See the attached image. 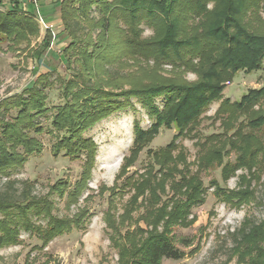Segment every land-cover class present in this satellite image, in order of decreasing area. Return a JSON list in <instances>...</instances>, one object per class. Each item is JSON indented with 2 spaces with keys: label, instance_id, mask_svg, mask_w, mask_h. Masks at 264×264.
Segmentation results:
<instances>
[{
  "label": "rangeland",
  "instance_id": "rangeland-1",
  "mask_svg": "<svg viewBox=\"0 0 264 264\" xmlns=\"http://www.w3.org/2000/svg\"><path fill=\"white\" fill-rule=\"evenodd\" d=\"M56 1L63 0L40 1L39 15L43 20L36 17L41 29L38 36L23 41L17 50L11 48L13 43L0 44V101L22 94L49 74L54 83L46 87V94L53 114L55 107L65 104L61 81L68 82L73 74L83 84L124 92L157 83L198 82L201 71L208 65L198 59L185 66L155 59L145 49L149 48L148 42L159 38L157 30L142 24V34L137 39L131 38L128 26L118 19L112 22L110 37L103 35L102 28L94 31L84 24L78 36H92L94 49H99H90L89 55L99 53V58L89 62L71 60L69 65L63 58V50L70 45L71 37L62 21L61 4ZM214 5V0L210 1L207 9L213 11ZM243 8L242 22L255 33L264 34V0H247ZM93 13L99 14L97 8ZM195 19H188V25L202 32L207 27H203L206 19ZM71 25L74 27L72 21ZM49 29L54 33L51 47L45 44ZM130 40H136L140 49L131 48ZM229 82L221 98L204 108L194 131L177 140L179 129L162 125L153 141L137 144L135 124L139 122L146 129L153 120L146 108L134 100L135 110L118 112L85 131L84 137L90 138L94 145L92 154L85 150L80 158H70L55 155L53 146L58 133L52 129L50 119L41 118L45 133L33 134L40 143V151L8 175L0 174V198L10 199V205L16 201L33 205L40 209V214L35 216L32 211L29 230L20 228L18 241L0 249V264H121V253L132 252L149 234L162 232L186 252L183 259L163 260V264H248L239 258L240 238L247 234L246 225L264 222V124L253 129L248 123L264 115V101L253 109L256 113H247L237 122L240 125L242 121L246 137L242 140L240 136L241 151L234 146L223 161L215 159L208 169L198 164L202 148L197 145L205 137L222 132L223 119L218 110L226 99L240 102L248 91L264 87V61L259 70L240 71ZM162 103L163 99H159L158 104ZM14 114L11 111L8 117ZM172 140L176 143L171 151L174 161L169 165L156 164L153 152L165 148ZM181 149L186 150L191 165L182 162L178 153ZM167 170L173 177L165 181L164 188L160 186L158 194L153 182L162 179ZM147 172L151 174L150 181L141 193L136 185ZM181 172L188 177L187 182L194 177L202 184L200 197L189 200L187 192L172 186L171 180L173 184L179 181ZM221 189L236 191L241 197L228 203ZM182 211L186 212L185 221L179 215ZM52 220L66 222L70 229L43 247L41 238Z\"/></svg>",
  "mask_w": 264,
  "mask_h": 264
},
{
  "label": "trees",
  "instance_id": "trees-1",
  "mask_svg": "<svg viewBox=\"0 0 264 264\" xmlns=\"http://www.w3.org/2000/svg\"><path fill=\"white\" fill-rule=\"evenodd\" d=\"M210 1L213 0L56 1L61 4L62 21L65 22V28L71 37L70 45L63 50V58L67 64L71 60L89 62L92 58H99V53L89 55L90 49L93 51L99 49H94L92 36L82 38L78 36L79 29L84 24L94 31L102 28L103 35L108 34L110 37L112 22L118 19L128 26L126 30L131 38L137 39V36L142 34L144 30L142 24L157 30L159 38L148 42L149 48L145 49L154 55L155 59L168 64L180 63L184 66L198 59L199 63L206 61L208 65L201 71L198 82L157 83L124 92H111L100 86L83 84L81 79L73 78V76L78 77L73 74L68 82L61 81L65 104L55 107L53 114L48 107L46 87L54 82L50 81L49 74L43 75L22 94L0 101V174L8 175L7 173L13 169L26 164L30 155L40 151V143L33 134L45 133L41 118L50 119L52 129L58 133V141L53 146L55 155L63 154L70 158H80L85 150L92 154L94 145L90 138L84 137L85 131L118 112L135 110L134 100H138L146 108V112L153 120L152 125L146 129H142L139 122L135 124L137 144L144 143L148 139L153 141L162 125L179 129V134L175 135L176 140L188 131L193 132L194 125L199 121L204 108L221 98L233 75L240 71L250 73L259 70L264 61V34L255 33L247 27V23L242 22L243 6L246 5L247 0H214L213 11L207 9ZM96 8L99 14L94 16L93 12ZM203 17L206 19L203 27L205 25L207 27L202 32L187 23L188 19ZM81 20L83 24H80ZM40 30V23L33 9L25 11L18 0H0V44L13 43L11 48L17 50V46L23 41L28 42L32 37L38 36ZM45 39L46 46L51 47L54 33L50 29ZM103 40L105 41L104 38ZM136 42L130 40L131 48L140 49L141 46L139 44L137 46ZM159 99H163L162 105L158 104ZM262 101H264V87L248 91L240 102L226 99L218 110L219 117L223 119L222 132L205 137L202 143L197 145L202 148L199 154V157H202L198 162L199 166L203 168L207 166L209 169L215 159L223 161L234 146L241 151L240 136L242 140L246 137L242 121L240 125H237V122L247 113H256L253 109ZM227 107L230 108L227 110ZM11 111L15 114L9 118ZM227 114L228 117L225 118L224 115ZM236 115H239L240 119ZM263 124L264 115L248 123L253 129H260ZM232 131L235 133L231 134ZM173 140L165 148L153 152V156L151 154L156 164H172L175 157L172 156L171 151L176 148ZM178 153L182 156L183 163L192 164L188 161L185 149L179 150ZM240 162L242 164L244 158L241 157ZM164 172L162 179L153 182L157 193L160 186L163 185L164 188L165 181L173 177L169 170ZM150 175L147 172L138 180L139 184L136 187L141 193L145 185L149 184ZM180 176V180H176L174 184L171 180L172 186L176 187L177 191L187 192L189 200L202 195L203 186L193 179L194 177L187 182L188 177L183 175V172ZM183 184L185 185L182 186ZM220 193L228 203L238 201V197H241L236 191L221 189ZM9 201L8 198H0V214L3 217V220H0V249L9 244L14 245L18 241L20 228L29 230L32 225L29 214L32 211L35 216L40 214V209H35L33 205L25 206L18 201L10 205ZM185 214L186 212L179 214L182 216V221L186 219ZM154 224L156 225L155 222ZM69 229L66 222L52 220L45 236L41 238L44 240L42 246ZM246 229L247 234L240 238L242 242L239 250H242V253L239 258L248 264H264V222L260 225L249 223ZM133 245L132 241V248ZM185 256L186 252L175 246L166 233L162 232V234H149L147 240L137 248H133L132 252L121 253L120 262L121 264H163V260L177 261Z\"/></svg>",
  "mask_w": 264,
  "mask_h": 264
},
{
  "label": "built area",
  "instance_id": "built-area-1",
  "mask_svg": "<svg viewBox=\"0 0 264 264\" xmlns=\"http://www.w3.org/2000/svg\"><path fill=\"white\" fill-rule=\"evenodd\" d=\"M40 1L41 0H21L20 2H21V5L25 11H30L31 9H33L36 17L39 18L40 21H42L43 17H41L39 15V7H40L39 3H40Z\"/></svg>",
  "mask_w": 264,
  "mask_h": 264
},
{
  "label": "crops",
  "instance_id": "crops-1",
  "mask_svg": "<svg viewBox=\"0 0 264 264\" xmlns=\"http://www.w3.org/2000/svg\"><path fill=\"white\" fill-rule=\"evenodd\" d=\"M18 1H21V0H18ZM43 1V0H42ZM7 1H5V3H6ZM7 5V4H6ZM59 17H60V14H59ZM59 19V18H58Z\"/></svg>",
  "mask_w": 264,
  "mask_h": 264
}]
</instances>
